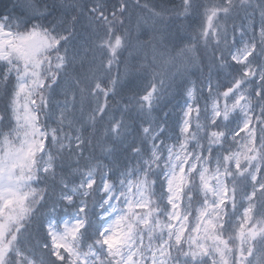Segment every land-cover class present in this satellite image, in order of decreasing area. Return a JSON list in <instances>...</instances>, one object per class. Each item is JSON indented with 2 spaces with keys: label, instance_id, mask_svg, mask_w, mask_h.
<instances>
[{
  "label": "snow or ice",
  "instance_id": "1",
  "mask_svg": "<svg viewBox=\"0 0 264 264\" xmlns=\"http://www.w3.org/2000/svg\"><path fill=\"white\" fill-rule=\"evenodd\" d=\"M0 264H264V0H0Z\"/></svg>",
  "mask_w": 264,
  "mask_h": 264
},
{
  "label": "trees",
  "instance_id": "2",
  "mask_svg": "<svg viewBox=\"0 0 264 264\" xmlns=\"http://www.w3.org/2000/svg\"><path fill=\"white\" fill-rule=\"evenodd\" d=\"M173 55H176L178 57V59L176 61V67L171 68V71L173 72V74H175L178 70H180V71L183 70V68L187 65V60H186V58H181L179 51L173 53ZM187 67H188V71L190 73H192V75L189 78L191 80L195 81L196 78L199 76V72L196 70L195 67H193L191 65H187ZM173 103H175V101H173Z\"/></svg>",
  "mask_w": 264,
  "mask_h": 264
},
{
  "label": "bare ground",
  "instance_id": "3",
  "mask_svg": "<svg viewBox=\"0 0 264 264\" xmlns=\"http://www.w3.org/2000/svg\"><path fill=\"white\" fill-rule=\"evenodd\" d=\"M156 2H160V0H156Z\"/></svg>",
  "mask_w": 264,
  "mask_h": 264
}]
</instances>
